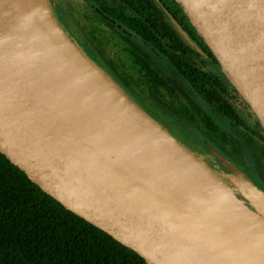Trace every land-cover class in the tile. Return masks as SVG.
<instances>
[{
    "label": "water",
    "instance_id": "95a60500",
    "mask_svg": "<svg viewBox=\"0 0 264 264\" xmlns=\"http://www.w3.org/2000/svg\"><path fill=\"white\" fill-rule=\"evenodd\" d=\"M176 1L264 136V0ZM34 4L59 38L0 44V152L147 264H264V194L235 168L240 188L225 183L82 55L46 0Z\"/></svg>",
    "mask_w": 264,
    "mask_h": 264
},
{
    "label": "trees",
    "instance_id": "16d2710c",
    "mask_svg": "<svg viewBox=\"0 0 264 264\" xmlns=\"http://www.w3.org/2000/svg\"><path fill=\"white\" fill-rule=\"evenodd\" d=\"M93 1L102 3L101 0ZM125 2L131 6V14H126L124 7L114 6L110 7L113 12H108L111 17L129 27L140 39L159 52L204 102L245 138L249 136L259 151L258 163L264 180V145L257 143L246 130L248 125L239 115L240 107L244 109L242 102L223 78L211 53L203 45L179 3L176 0H163L174 16V21L197 43L200 52L179 36L163 8L153 7L150 0H123L121 3ZM93 18L95 17H89ZM87 35L90 43L100 53H104L106 65L153 108L159 105L173 118L179 113L184 114L203 135L213 137L215 141H224L228 147L224 148L229 153H237L234 143L212 120L202 114L200 108L189 107L184 101L177 100L180 94L175 87L133 44L123 42L127 54H116L113 57L107 50L111 45L107 42L102 45L94 25L90 24ZM254 127L261 131L255 124ZM168 131L183 142L171 129L168 128ZM257 136L262 139L261 133H257ZM185 146L187 147L186 144ZM0 264L147 263L135 251L63 207L0 152Z\"/></svg>",
    "mask_w": 264,
    "mask_h": 264
},
{
    "label": "rangeland",
    "instance_id": "374dc122",
    "mask_svg": "<svg viewBox=\"0 0 264 264\" xmlns=\"http://www.w3.org/2000/svg\"><path fill=\"white\" fill-rule=\"evenodd\" d=\"M46 1L53 16L67 33L71 41L76 45L77 49L82 53V55L89 59L98 68H100L104 75L107 76L111 81H114V84L118 86L125 95L132 99L134 103L144 109L145 112L149 114V116L154 120L160 122L161 124L164 123V127L171 129L177 137L187 141L192 147L193 151L197 152V155L199 154V156L201 155L200 157H202L204 154H207L204 159L207 161L211 160L213 162L216 173L220 175L225 183L233 188H240L238 178L234 172L235 168L240 171L242 177L247 183L252 184L264 194V184H261L262 181L259 176L260 170L258 171L256 168V164L259 166V159L258 157H254V154H258L256 153L257 151H254V149L240 134H238L219 114H217V112H215L206 102H204L202 98L191 88L186 79L183 78L182 75L166 60H164L161 55L149 48V45H147L142 39L128 31L130 35L127 36V39L130 44L132 43L133 46L137 47L143 52V54L147 55L154 64L152 65L161 72V74L175 87L177 92L180 94L177 100L184 101L189 107H196L197 109L201 108L207 115L211 116L214 119V122H216L241 148L244 154V161L238 162L234 159V157H230L223 152L217 151V145L207 140L204 135L200 133L201 131L196 126L194 127L191 122H189L184 114L179 113L178 116L173 118L169 115L170 113H168L161 106L157 105L155 108H153L148 101H146L138 93L134 92L133 89L128 87V85L124 83L109 68L108 65L98 62L95 52L88 45L86 37L82 32L81 25L85 22L81 21L79 11L76 13L71 12L70 9L68 10L67 4H65L63 0ZM72 2L77 4H87L86 6L90 7V5L84 0H70L69 4L72 5ZM112 34L114 37L119 38V35L114 31ZM212 69L216 71L215 67H212ZM247 137L249 138V136ZM212 153L216 155H212ZM240 197L244 199L245 202L246 200L249 202L248 199H245L242 196ZM250 198L253 200L252 197ZM249 206L254 211L260 212L261 210L260 207L256 206V204H249Z\"/></svg>",
    "mask_w": 264,
    "mask_h": 264
},
{
    "label": "flooded vegetation",
    "instance_id": "af4514ba",
    "mask_svg": "<svg viewBox=\"0 0 264 264\" xmlns=\"http://www.w3.org/2000/svg\"><path fill=\"white\" fill-rule=\"evenodd\" d=\"M64 1V3L65 4H67V8H68V10L70 9V11L71 12H78L79 11V15H80V18H81V21L82 22H85V23H82V25H81V29H82V32H83V34H84V36L86 37V41H87V43H88V45L93 49V51L95 52V55H96V57L98 58V62H102L103 64H107L106 62H105V59H106V57H105V55H104V53H100L99 52V50L92 44V43H90V41H89V36L87 35V31L89 30V28H90V24H91V26L92 25H94L95 26V32H97L98 33V36L100 37V40H102V45H105V43L107 42V44L109 45H111V46H109V47H107L108 49V51H109V54H110V56H113L114 57V55H116V54H118L119 56H125L126 54H127V52L124 50V46H123V42H126V43H129L130 44V42L128 41V39H127V36H129L130 34L128 33V31H130V32H132L130 29H129V27H127V26H125V25H123L122 23H120V22H118V21H116L115 19H113L112 17H111V15L108 13V12H113L111 9H110V7H124V12L126 13V14H131L130 13V7L131 6H129L126 2H125V4H122L121 2L123 1V0H101L102 1V3H98V2H94L93 0H84V1H86L89 5H90V7L89 6H86L87 4H83V3H80V4H77V3H75V2H72V5H70L69 4V2H70V0H63ZM85 2V3H86ZM110 4V5H109ZM150 4H152V6L154 7V6H159L160 8H163V12L165 13V15H166V17H167V19H168V21L172 24V26L175 28V25H174V16L172 15V13L170 12V11H168V9L166 8V6L164 5V2H163V0H150ZM112 5V6H111ZM101 7H103L104 8V10L101 8ZM118 15H119V13H117ZM86 16H88V17H86ZM89 17H95V18H93V19H89ZM119 28V29H121V30H119L117 27ZM67 28V27H66ZM127 30V31H126ZM176 30V29H175ZM67 31H68V29H67ZM115 32V33H117L118 35H119V38H116V37H114L113 36V34H112V32ZM177 31V30H176ZM133 33V32H132ZM178 33V32H177ZM133 34H135V33H133ZM179 34V33H178ZM136 35V34H135ZM137 36V35H136ZM180 36V35H179ZM138 37V36H137ZM139 38V37H138ZM145 42V41H144ZM113 43H115L116 44V46H113L114 44ZM113 44V45H112ZM132 44V43H131ZM147 44V43H146ZM147 45H149V44H147ZM135 47V46H134ZM135 48H137V47H135ZM149 48H151L152 50H154L155 52H157L152 46H150L149 45ZM138 49V48H137ZM139 50V49H138ZM125 51V52H124ZM140 51V50H139ZM117 52V53H116ZM141 52V54L142 55H144L151 63H152V61H151V59L147 56V55H145V54H143V52L142 51H140ZM157 54H159V55H161L159 52H157ZM161 57H163L162 55H161ZM164 58V57H163ZM164 60H166L168 63H169V61L167 60V59H165L164 58ZM153 64V63H152ZM170 64V63H169ZM154 65V64H153ZM171 65V64H170ZM172 66V65H171ZM236 94V93H235ZM238 97V96H237ZM240 100V99H239ZM243 104V103H242ZM244 106V105H243ZM200 110L203 112L202 114H205V116H207L210 120H212L213 122H214V119L211 117V116H209V115H207L206 113H205V111H203L201 108H200ZM239 111H240V116L242 117V119H243V121H244V123L245 124H247L248 125V128L246 129V130H248L250 133H251V137L254 139V140H256L257 141V143H262L263 145H264V136H263V134H262V132L260 131H258V130H256V128L254 127V124H255V122L252 120V118L250 117V115H249V113H248V111H247V109L244 107V109L243 108H241L240 107V109H239ZM252 120V121H251ZM227 122V121H226ZM216 125H217V127L219 128V130L223 133V134H225V136L227 137V138H229L232 142H234L235 143V145H236V147H238V151H237V153H235L234 151H232L231 153H229V151H227L224 147H227L226 146V144H225V142L224 141H215L214 139H213V137L212 138H207V136H205L204 135V137L207 139V140H209V141H211L212 143H215L216 145H217V151H219V152H223V153H225V154H227L228 156H230V157H234V159L235 160H237L238 162L240 161H244V154H243V152H242V150H241V148L238 146V144L216 123V122H214ZM228 124H229V126H231L238 134H240L244 139H245V141L254 149V151H257L256 153H258L259 151L257 150V148L255 147V145L253 144V142H252V140L251 139H248V138H245L244 137V135H242L240 132H238L236 129H235V127H233V125H231L229 122H227ZM256 125V124H255ZM257 126V125H256ZM257 128H258V126H257ZM259 129V128H258ZM260 130V129H259ZM201 133V132H200ZM257 133H261V136H262V139H260V138H258V136H257ZM183 140V139H182ZM182 143H184V145L187 143L188 144V142L187 141H184L183 140V142ZM186 144V145H187ZM187 147H189L190 149H192V147L190 146V144H188L187 145ZM216 147V146H215ZM228 148V147H227ZM230 149V148H229ZM191 151H193V149L191 150ZM195 154L197 153L196 151H193ZM197 155V154H196ZM207 154H204L203 156H202V159L212 168V169H214L215 170V167H214V164H213V162L211 161V160H209V161H207L206 159H204L205 158V156H206ZM212 155H216V154H214V153H212ZM198 156H199V154H198ZM201 156V155H200ZM258 156V154L257 155H255L254 154V157H257ZM259 158V157H258ZM256 168H257V170L259 171L260 170V168H259V166H257V164H256ZM216 171V170H215ZM259 176H260V179H261V184H264V180H263V178H262V176H261V174L259 173ZM246 202H247V200H246ZM248 203V202H247Z\"/></svg>",
    "mask_w": 264,
    "mask_h": 264
},
{
    "label": "bare ground",
    "instance_id": "6f19581e",
    "mask_svg": "<svg viewBox=\"0 0 264 264\" xmlns=\"http://www.w3.org/2000/svg\"><path fill=\"white\" fill-rule=\"evenodd\" d=\"M53 28L55 27L44 9L36 7L34 0H0V44L2 46L16 48L36 45L42 50L45 46L54 43L56 37L59 38L58 32ZM148 127L152 137L158 142L166 141L152 124L149 123Z\"/></svg>",
    "mask_w": 264,
    "mask_h": 264
}]
</instances>
